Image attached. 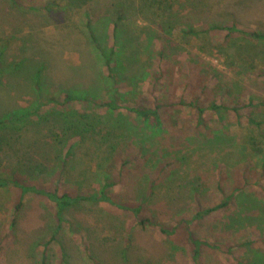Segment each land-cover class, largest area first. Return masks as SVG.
I'll return each instance as SVG.
<instances>
[{
	"label": "rangeland",
	"instance_id": "374dc122",
	"mask_svg": "<svg viewBox=\"0 0 264 264\" xmlns=\"http://www.w3.org/2000/svg\"><path fill=\"white\" fill-rule=\"evenodd\" d=\"M17 2L0 0V137L10 141L0 170L59 194H94L112 180L114 202L145 200L140 216L166 226L231 194L226 209L191 223L213 245L202 264H264V43L186 33H264V0ZM107 61L122 102L158 105L159 122L86 102L32 114L48 94L108 99ZM214 101L229 108L200 116L190 105ZM248 117L261 123L259 151ZM184 235L103 203L57 220L45 197L0 188V264H192Z\"/></svg>",
	"mask_w": 264,
	"mask_h": 264
},
{
	"label": "trees",
	"instance_id": "16d2710c",
	"mask_svg": "<svg viewBox=\"0 0 264 264\" xmlns=\"http://www.w3.org/2000/svg\"><path fill=\"white\" fill-rule=\"evenodd\" d=\"M11 2L13 4L18 3L17 0H11ZM210 29L227 30V33H228L227 37L229 36V34L233 32H240L252 40H256V41L264 43V33L245 32L244 30H241V29L238 30L234 26L226 27V26L217 25V26H212L208 29H201V30L191 29V30H188L186 33H190L192 35L198 36L201 33H205L206 31ZM105 66L108 69L109 77L110 79H112L113 81L112 83L114 84L115 75H114L110 61H107L105 63ZM19 68H22L21 65L16 66L14 70H18ZM2 70L3 69L0 66V72H2ZM117 90L118 89L115 87V84H114L113 87H111L110 89V91L112 92L111 96L106 100H102V102L100 100L95 99L96 98L95 96H89V95L88 96H76V95H73L67 92L61 93L59 95L48 94L47 96L43 97L45 100H43V98H40V101L37 104L34 112H32V114L35 117L38 116L41 118L40 112L44 108H48V107L64 108L69 105H73L75 102H86L88 104H93L95 106L103 107L111 111L122 110L127 113L129 112L134 113L135 115L147 121L149 120H154L156 122L160 121V112H159L158 105H156L155 107H146V106L139 105L137 104V102H134V101L122 102L121 98L124 96L120 93L117 94ZM190 105L198 109L200 116L205 110H211L212 112L217 113L222 109L229 108L228 104L224 102L218 103L215 101L210 103L208 106H203L201 104H197L194 102ZM9 120H10L9 123H11L12 118L10 117ZM78 120L79 119H77L76 121ZM62 121L64 122L62 124L65 125V123H72L73 120L70 118V115H66L65 117L62 118ZM248 123L249 125L253 126V128L249 131L250 148L253 150L259 151L262 148V143L260 142V140H258V138H262L263 136V133L259 131L261 127V123L252 117H248ZM9 142L10 141H7L4 137L3 138L0 137V149H2L5 146H8ZM114 185H115V182H113L112 180H106L101 186L99 192L94 193V194H86L83 192H75V193L63 192L59 194L56 190H48L45 188L38 187L37 184H35V182L27 183L25 180H23L17 175L12 174L11 176H9L8 174L3 173L2 170H0V188L17 187L20 190V197H23L25 194L29 192L45 197L48 201L53 202L55 204L57 220H62L64 211L68 207L78 206L83 203H88L91 205H98V204L103 203V204H108L110 207H115V206L117 207L118 205V207L121 210L126 211L131 214L132 218L135 220L136 225H139L140 227H146V225L155 227L157 231L159 232V234L163 236H168V237L172 236L176 232H178V230L180 229L185 233L184 242L187 244L189 251L191 253L192 264H202V255L204 252V247L210 248L213 245H211L208 241L196 238L190 229L191 223L194 220H198L203 217H206L207 215L213 212H216L220 209L221 210L226 209L232 201L231 200L232 195L226 194L223 196L222 200L216 203L215 205L208 206V207L198 206L193 217L190 220L181 219L177 221L175 224H173L172 226H166L162 223L156 222L153 218L140 216L142 212H146L145 211L146 209L145 200H140L135 203L125 202V203H120V204L114 202V200L110 196V188H112ZM121 256L122 258H125L127 255L124 253H121Z\"/></svg>",
	"mask_w": 264,
	"mask_h": 264
}]
</instances>
